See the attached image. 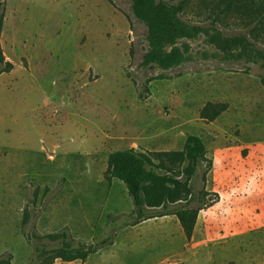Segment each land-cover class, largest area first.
<instances>
[{"label": "rangeland", "instance_id": "1", "mask_svg": "<svg viewBox=\"0 0 264 264\" xmlns=\"http://www.w3.org/2000/svg\"><path fill=\"white\" fill-rule=\"evenodd\" d=\"M173 1L204 31L168 45L182 62L164 68L144 61L151 47L132 0H0L12 65L0 75V258L29 264L35 245L57 247L50 237L66 233L95 251L53 264H264V25L222 14V0ZM238 1L264 10V0ZM240 35L250 43L231 42ZM208 103L225 106L223 122L200 118ZM189 136L212 166L219 148L231 166L248 157V184L200 211L190 240L174 216L132 226L125 186L105 179L108 155L181 151ZM202 168L193 191L219 202Z\"/></svg>", "mask_w": 264, "mask_h": 264}, {"label": "trees", "instance_id": "2", "mask_svg": "<svg viewBox=\"0 0 264 264\" xmlns=\"http://www.w3.org/2000/svg\"><path fill=\"white\" fill-rule=\"evenodd\" d=\"M222 14L241 12L240 17H246L255 26L264 25V10L257 4L252 8H241L238 0H222ZM182 3L173 0H132V14L147 27V39L151 51L144 55L147 64L171 68L182 62V57L175 52H167L166 48L180 36L195 37L203 32L202 27H195L184 22L181 17ZM3 15H0V29ZM220 20V16L216 17ZM255 27V31H256ZM233 44H249L246 36L231 37ZM259 55L264 58V51ZM12 70L0 47V75ZM225 106L208 103L200 112V118L206 122L215 121L223 112ZM206 150L201 139L195 136L186 138L181 151L138 152L133 149L116 151L107 157L105 179H115L121 182L133 204L134 219L132 226L142 221L174 216L187 240L193 235L197 217L200 211L211 208L218 198L209 199L204 204L193 191V181L198 170L202 168L205 176L211 170V163L206 161ZM184 205L175 211H169L171 204L181 202ZM150 211H155L149 214ZM60 239L57 247L35 245L34 256L29 264H53L55 260L63 262L84 261L94 253V248L81 243L70 242L68 235L50 237ZM0 264H11V257L0 258Z\"/></svg>", "mask_w": 264, "mask_h": 264}, {"label": "crops", "instance_id": "3", "mask_svg": "<svg viewBox=\"0 0 264 264\" xmlns=\"http://www.w3.org/2000/svg\"><path fill=\"white\" fill-rule=\"evenodd\" d=\"M222 116H219L215 121L213 122H223ZM246 115H244L245 117ZM240 143L244 144L246 141L243 136H241V139L239 140ZM262 157H264V149L261 151ZM248 158V157H247ZM247 158H244L242 154H237V161L239 162V165L231 166V151L229 149L227 150H222L218 149L217 152L214 154L212 162V176H213V184L216 185L215 189L219 195V202L215 203L211 209H215L216 207H220L221 205L224 204L225 200L231 201L233 193L231 192V189L233 187H243L248 184V175L249 172L246 170V164L243 162V160H247ZM262 171V169H260ZM258 180V177H254V180L252 181V184H256ZM226 192H222V191ZM235 197V196H234ZM204 211V212H203ZM207 210H202L205 214ZM200 212V213H201ZM210 212V211H208ZM200 215V214H199ZM199 217V216H198ZM200 218V217H199ZM197 222L199 220L197 219ZM198 224V223H197ZM196 224V225H197ZM213 246H216L215 243Z\"/></svg>", "mask_w": 264, "mask_h": 264}]
</instances>
